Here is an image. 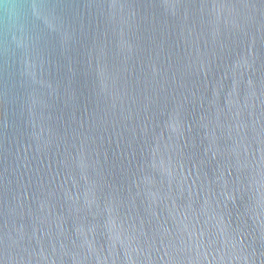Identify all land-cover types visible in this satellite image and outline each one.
Masks as SVG:
<instances>
[{"label":"water","instance_id":"95a60500","mask_svg":"<svg viewBox=\"0 0 264 264\" xmlns=\"http://www.w3.org/2000/svg\"><path fill=\"white\" fill-rule=\"evenodd\" d=\"M0 264H264V0H0Z\"/></svg>","mask_w":264,"mask_h":264}]
</instances>
